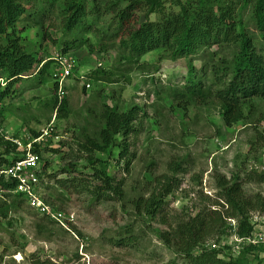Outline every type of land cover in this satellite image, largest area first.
Wrapping results in <instances>:
<instances>
[{
	"label": "rangeland",
	"instance_id": "374dc122",
	"mask_svg": "<svg viewBox=\"0 0 264 264\" xmlns=\"http://www.w3.org/2000/svg\"><path fill=\"white\" fill-rule=\"evenodd\" d=\"M178 1L184 0L164 1L163 14H176ZM37 9L34 5V11ZM53 11H58L57 7L51 8L50 13ZM163 14L152 15L147 20L159 21ZM51 17L18 25L19 29L25 27L21 34L24 45L38 51L43 59L58 51L54 42L60 36V23ZM140 20L145 21L143 16ZM99 23L115 22L112 16L102 15ZM248 31L259 39L258 31L252 26L249 25ZM71 55L76 72L65 81L61 95L67 100L66 117L58 119L52 113L48 104L53 98L51 88L39 86L36 78H29L20 84L15 96L4 102L0 118L4 133L16 137L29 130L40 133L54 120L58 140L45 146L59 153H42L43 160L49 162L44 175H49L62 165V157L83 158L78 152L81 135L93 136L101 128L100 113L104 105L123 113L139 109L133 122L134 131L126 140L127 155L121 158L120 148H112L109 155L95 154L121 185L122 196L92 201L90 192L99 183L88 176L87 170L81 169L75 175L83 186L82 195H63V192L60 195L54 181L45 176L46 198L54 208L73 216L71 231L57 227L23 204L10 214L9 220H0V264H186L163 244L156 230L168 232L167 225L173 227L211 206L221 209L216 205L221 204L216 183L222 177L228 181L238 177L246 196L264 197V182L257 180L258 176H264V101L258 103L252 126L237 124L226 128L214 103L204 107L192 105L183 111L172 98L174 91L179 92L186 83L187 62L192 61L198 74L204 63L210 65L212 60L228 56L226 49L212 46L190 59L174 60L163 51L149 53L138 67L128 73L123 71L124 77L118 76L120 82L113 84L95 83L88 75L97 68L111 71L115 66L119 68L116 49L108 54H90L80 49ZM86 82L90 89L83 90ZM255 129L261 136L259 140ZM123 140L119 137L117 143ZM126 163H129L127 168ZM62 177L66 176L57 178ZM166 177L173 180L176 189L165 199L161 214L155 218L135 215L132 202L155 193ZM254 215L259 217L264 213L252 211L250 220ZM163 219L167 224H162ZM234 223L237 225L235 220ZM228 226L226 234L210 236L203 247L212 248V243L220 247L227 245L236 257L246 244L238 242L235 231ZM254 229L258 235L253 239L264 240V227L255 224Z\"/></svg>",
	"mask_w": 264,
	"mask_h": 264
},
{
	"label": "trees",
	"instance_id": "16d2710c",
	"mask_svg": "<svg viewBox=\"0 0 264 264\" xmlns=\"http://www.w3.org/2000/svg\"><path fill=\"white\" fill-rule=\"evenodd\" d=\"M164 1L168 0H0V79L8 81L0 90V118L3 114L1 106L15 96V88L21 86L23 77L34 76L39 86L47 88L52 83L58 65L53 61L46 62L34 75L44 59L38 51L24 45L21 34L25 27L19 29L18 25L46 21L53 16L61 29L54 43L63 53L86 49L90 54H108L116 49L119 68L115 66L113 71L97 68L88 75V79L95 83H119L118 76L122 78L123 71L128 73L131 68L138 67L140 60L149 53L163 51L174 60L190 59L200 50L212 46L226 49L228 56L212 60L210 65L204 63L198 74L192 61L187 62L186 83L179 92L174 91L172 98L183 111L192 105L204 107L214 103L226 128L237 124L252 126L258 103L264 101V0H184L176 3L179 8L176 14L166 15L163 14ZM34 5L38 6L35 11ZM101 6L102 12L99 11ZM56 7L58 11L50 13L51 8ZM101 13L112 16L115 23H99ZM156 14H163L159 21L147 20ZM141 16L144 22H141ZM249 25L258 31L259 39L248 31ZM115 71L119 72L115 74ZM56 91V87L50 89L53 98L48 104L56 118H65L67 100L65 97L59 100ZM138 111L132 109L123 113L114 107L103 106L101 128L93 136L81 135L78 152L83 158L75 159V155L67 159L62 157V165L54 173L45 175L54 181L60 195L62 192L63 195L83 194V186L75 177L83 169L99 183V187L90 192L92 201L111 195L122 196L121 185L110 176L107 164L95 154L109 155L112 148H120V157L126 156V140L134 131L133 122ZM258 132L255 129L259 140ZM30 134L38 136L34 131ZM119 137L124 139L121 144L117 143ZM45 151L59 153L48 148ZM15 154V148L0 137V164L9 163L8 155L15 160ZM128 164H125L126 168ZM48 169L49 162L45 161L42 166L44 174ZM58 176L66 177L59 179ZM257 180L264 182V176H258ZM0 186L9 191L13 188L9 183ZM174 186L173 180L166 177L155 193L132 202L134 214L150 218L160 215L165 199L176 189ZM216 186L218 202L221 203L216 205L221 209L205 208L173 227L167 225L168 232L156 230L157 237L186 264H263L262 245H244L236 257L227 245L220 247L212 243L219 248L203 247L210 236L226 234L228 219L236 221L239 238L249 237L253 231L250 212L264 213V197L259 194L246 196L238 177L229 181L224 177L217 179ZM23 203L19 195L4 194L0 198V220H9L10 214L16 213ZM161 222L167 224L165 219ZM128 242H132L131 239ZM196 250L198 253L195 254Z\"/></svg>",
	"mask_w": 264,
	"mask_h": 264
},
{
	"label": "built area",
	"instance_id": "2783aa9c",
	"mask_svg": "<svg viewBox=\"0 0 264 264\" xmlns=\"http://www.w3.org/2000/svg\"><path fill=\"white\" fill-rule=\"evenodd\" d=\"M59 62L62 68L61 74L58 76L59 86H61L63 80L70 74L72 70V63L70 59L66 57L56 56L54 58ZM89 86H87L88 88ZM60 91V89H59ZM2 129L0 127V133ZM54 128L52 123H50L41 133V135L33 140V143L37 145H42L48 139L57 140V137H53ZM20 145L18 142H16ZM31 144L29 143L25 149V155L20 160L14 161L10 166H0V181L4 180L5 182H14L15 183V192L21 193L26 198L27 205L35 210L41 216H46L53 220L60 227L70 230L69 225L74 223V218L72 215H66L61 211H56L49 204L45 203L42 199L41 191H40V176H41V156L36 153H32ZM257 218H254L253 222H257ZM229 226L232 227V231H235L236 224L234 220H228ZM252 225L255 226V224ZM257 225V224H256ZM257 232L252 234L251 238L247 239H238L236 241L242 242L246 241L248 244L258 245L263 244V238L260 241H255L253 238L255 237ZM258 235V234H257ZM263 237V234L261 233ZM237 239V238H235ZM263 240V241H262ZM216 245H213L212 248H215Z\"/></svg>",
	"mask_w": 264,
	"mask_h": 264
},
{
	"label": "clouds",
	"instance_id": "9594fccd",
	"mask_svg": "<svg viewBox=\"0 0 264 264\" xmlns=\"http://www.w3.org/2000/svg\"><path fill=\"white\" fill-rule=\"evenodd\" d=\"M57 49H58V47H57ZM56 56H60V57H66V58H68V59H70V62L72 63V70H71V72H70V74L63 80V82H62V84H61V86H59V83H58V80H59V78H58V76L61 74V72H62V68H61V65L59 64V62L57 61V60H55L54 58L56 57ZM51 61H53V62H55L57 65H58V67H57V70L55 71V72H53V76H52V83H49L48 84V88H51V89H53L54 87H56V92H57V95H58V98H59V100H61V95H62V93H63V85H64V83H65V81L66 80H68V79H70L73 75H74V73L76 72V64H75V61H74V59H73V56L71 55V52H69V53H63L62 51H61V49H58V51H56V52H54L50 57H48V58H46V59H44V61L42 62V64L41 65H39L38 66V68H36V70H35V72H34V75L37 73V71H38V69L44 64V63H46V62H51ZM29 78H35L34 76H28V77H23V79L24 80H26V79H29ZM7 83H8V81H6L5 79H0V90H3L5 87H6V85H7ZM87 86H89L88 88H87ZM21 87V86H20ZM20 87H18L17 89H16V93L19 91V89H20ZM85 87V90H88V89H90V84L89 83H84V85H83V88ZM59 89H60V91H59ZM17 95V94H16ZM19 95V94H18ZM3 109H4V104L1 106ZM55 117H56V114H55ZM53 122H54V120L51 122L52 123V125H53ZM50 124V123H49ZM48 124V125H49ZM48 125H46V127L48 126ZM0 127H1V129H2V132L0 133V137H2L3 138V141L4 142H6L7 144H9V145H11L12 147H14L15 148V156H16V159L15 160H13L12 159V155H8V157H9V163H7V164H5V163H3V164H0V166H10L14 161H17V160H20L21 158H23L24 157V155H25V149H26V146L30 143L31 144V152L32 153H36V154H39L40 156H41V176H40V183H39V185H40V191H41V195H42V199H43V201L45 202V203H47V204H49L52 208H54L49 202H48V200H47V198H46V195H45V191H46V189H47V182H46V179H45V175H44V172H43V170H42V166H43V163L45 162L44 160H43V158H42V153H46V152H48V151H45V149H50L49 147H47L46 148V146H45V144L47 143V142H56V140H53V139H48L45 143H43L42 145H37L36 143H33V140H35L36 138H38L40 135H41V133H42V131L46 128H44V129H42L41 131H40V133L38 132V136H36V137H34V136H32L31 134H30V131H32V130H29V132H25V133H22L20 136H7V135H5V133H4V126H3V123H2V121H1V119H0ZM53 128H54V126H53ZM53 137H57V135H55V133H53ZM58 138V137H57ZM58 140V139H57ZM16 142H18L20 145H18ZM46 145H48V144H46ZM37 151H39V153L37 152ZM5 159H7L6 157H4ZM1 183H9V184H12V186H13V188H12V190H4L1 186H0V198H3V195L5 194V195H19L20 196V198L23 200V204H25L30 210H32V211H34L35 213H36V215H38V216H41L40 214H38L35 210H33V209H31L28 205H27V203H26V198H25V196H23L21 193H17V192H15V183L14 182H5L4 180H1L0 181V184ZM56 211H59V210H57L56 208H54ZM63 213V212H62ZM66 215H68V214H66ZM255 217L254 218H257L258 220H257V222H255V224H257V225H260L261 227H264V216H259L258 217V215H254ZM41 217H45L46 219H48L50 222H52L54 225H56L57 227H60L59 225H57L53 220H51L50 218H48V217H46V216H41ZM254 218H252L251 220H250V225L252 226V228H253V231H252V233H251V235L249 236V237H247V238H251L252 237V234H253V232H254V225H252V221L254 220ZM228 220H234V219H228ZM228 220H226L227 221V223H228ZM74 223H72V224H70L69 225V229L70 230H66L67 232H70L71 231V226L73 225ZM228 225H229V223H228ZM64 229V228H63ZM235 229H237V225H236V228ZM233 230V229H232ZM235 234L234 235H236V237H237V239H247V238H239L238 237V235L236 234V230H235V232H234ZM244 244H246V245H248V243L246 242V241H242ZM258 245H262V246H264L263 244H258Z\"/></svg>",
	"mask_w": 264,
	"mask_h": 264
}]
</instances>
